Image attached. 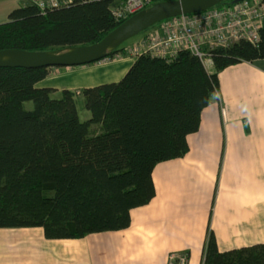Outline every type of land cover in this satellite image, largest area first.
<instances>
[{
  "label": "trees",
  "instance_id": "1",
  "mask_svg": "<svg viewBox=\"0 0 264 264\" xmlns=\"http://www.w3.org/2000/svg\"><path fill=\"white\" fill-rule=\"evenodd\" d=\"M167 1L175 0H152L151 7ZM116 4L14 9L0 24V51L95 45L123 24L112 16ZM207 59L214 73L188 51L171 60L138 56L121 81L81 90L91 114L86 122L73 92L55 98L57 90L40 86L50 68H0V230L41 228L48 240H76L130 228L131 213L156 196V166L188 154V137L219 91V74L264 60V24L257 44L241 40ZM204 264H264V244L221 253L210 234Z\"/></svg>",
  "mask_w": 264,
  "mask_h": 264
},
{
  "label": "crops",
  "instance_id": "2",
  "mask_svg": "<svg viewBox=\"0 0 264 264\" xmlns=\"http://www.w3.org/2000/svg\"><path fill=\"white\" fill-rule=\"evenodd\" d=\"M0 3L4 19L32 0ZM134 61L99 66L95 75L79 74L88 84L63 87L117 83ZM205 66L215 72L210 60ZM65 76L40 86L59 93ZM219 81L199 131L188 137V154L156 166V196L131 213L130 228L76 240H48L41 228L1 229L0 264H168L170 255L183 253L189 264H204L210 234L221 253L264 244V60L232 66Z\"/></svg>",
  "mask_w": 264,
  "mask_h": 264
},
{
  "label": "built area",
  "instance_id": "3",
  "mask_svg": "<svg viewBox=\"0 0 264 264\" xmlns=\"http://www.w3.org/2000/svg\"><path fill=\"white\" fill-rule=\"evenodd\" d=\"M75 0H32L45 11L69 5ZM152 0H117L111 9L116 23H124L151 7ZM264 24V0H245L231 7L212 8L203 13L175 17L152 29L140 43L125 48L99 65L111 64L126 58L150 55L165 60L174 59L180 51H188L206 63L208 52L228 47L241 40L257 44ZM189 255L172 254L168 264H189Z\"/></svg>",
  "mask_w": 264,
  "mask_h": 264
},
{
  "label": "water",
  "instance_id": "4",
  "mask_svg": "<svg viewBox=\"0 0 264 264\" xmlns=\"http://www.w3.org/2000/svg\"><path fill=\"white\" fill-rule=\"evenodd\" d=\"M228 0H175L157 3L121 24L95 45L53 52L0 51V68H76L97 64L128 40L155 24L175 17L203 13ZM245 0H235L238 4Z\"/></svg>",
  "mask_w": 264,
  "mask_h": 264
},
{
  "label": "rangeland",
  "instance_id": "5",
  "mask_svg": "<svg viewBox=\"0 0 264 264\" xmlns=\"http://www.w3.org/2000/svg\"><path fill=\"white\" fill-rule=\"evenodd\" d=\"M0 6H1V3H0ZM216 8H217V7H216ZM8 16H9V15H7V17L4 18V19H1V18H0V23H1V24L6 23V22L8 21ZM164 22H165V21H162V22H159V23L155 24L153 27H151V28H149L148 30L142 32V33L139 34L138 36H136V37H134V38L128 40V41L125 42L122 46H123L124 48L134 47L135 45H137L138 43H140L142 40H144L143 38H144L145 36H147V35L152 31L153 28H155V27L161 25V24L164 23ZM95 66H96V65H95ZM95 66H93V67H76V68H71V69H69V70H65L66 68H62V69H64V70L59 69V70H57L56 72H51V74H50V78H53V79H54V78L58 79V78H61V77H62V78H65V77H67V76H65V75L67 74V75H70V76H68V78H66L65 83H66L67 81H70V82L73 83V84H71V85H75V83H76V84H77V83H80L81 80H82V82H84L85 84H88L90 81H89L88 79H87V80H83L82 78H80L81 76L79 77V74H80V75H84V76H87V75H88V76L95 75V74H97V72H99V70L101 69V67H102L103 65H99V64H98V65L96 66L97 68H94ZM99 66H101V67H99ZM50 81H53V80H50ZM63 86L66 87V86H68V85H67V83H66L65 85H62V88H61L60 92H59L58 94L55 95V98H60V97H61L60 93H61L62 91L65 90ZM81 90H82V89H80V90H72L71 92H73V93L75 94V98H76V104H77V110H78L79 118H80L81 122H86V121H88V120L91 119V114H90V112H89L88 110H86V108H85L84 101H83L82 97L80 96V92H81ZM27 107L30 109V108H31V105L28 104ZM95 127H96V126H95ZM95 127H94V129H97V128H95Z\"/></svg>",
  "mask_w": 264,
  "mask_h": 264
}]
</instances>
